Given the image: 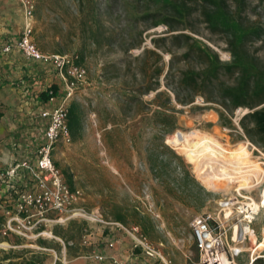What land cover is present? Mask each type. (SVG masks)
<instances>
[{
  "label": "rangeland",
  "instance_id": "374dc122",
  "mask_svg": "<svg viewBox=\"0 0 264 264\" xmlns=\"http://www.w3.org/2000/svg\"><path fill=\"white\" fill-rule=\"evenodd\" d=\"M33 1L34 39L40 50L76 56L87 73L85 83L67 102L69 107L72 103L78 106L80 128L75 137L72 135L71 144H59L53 154L70 187L82 190L81 206L106 218L116 206L124 210L138 208L141 216L128 226L145 225L148 239L154 245L163 244V252L173 262L174 255L184 257L187 251L188 264H196L199 249L194 239L187 244L189 248L178 240L183 232H191L185 222L187 209L175 210L174 203L195 206L203 199L205 206L196 211L198 215L213 211L221 198L239 194V184L223 181L218 188L209 189L197 176L194 161L183 154L181 134L199 131L200 137L212 136L228 150L244 145L247 156L264 167V151L240 129L239 122L247 110L237 109L229 116L230 125L220 121L216 112L220 106L207 104L201 96L184 104L189 100L181 94L182 77L200 62L189 55L192 48L208 46L222 61L231 60L226 34L213 32L206 20L214 7L205 0ZM223 1L226 10L244 25L264 29V0ZM248 48L264 59L261 42L249 40ZM56 85L61 101L66 95L65 86L59 78ZM237 160L229 155L227 164L233 167ZM155 163L164 178L163 190L157 189L159 183L150 177ZM241 196L244 204L252 199L260 202L264 198V179L255 188L242 190ZM4 201L2 194L0 229ZM252 229L257 239H249L243 246L247 252L239 259L241 264L255 247L259 248L256 253H264L263 210L255 216ZM43 230L52 233L39 238L49 249L42 250L38 239L0 235V252L23 248L47 251L46 264H67L90 253L94 235L103 233L98 225L79 219L48 224ZM53 230L71 239L67 260L66 244ZM174 233L179 235L175 241ZM16 243L23 245L14 246Z\"/></svg>",
  "mask_w": 264,
  "mask_h": 264
},
{
  "label": "built area",
  "instance_id": "2783aa9c",
  "mask_svg": "<svg viewBox=\"0 0 264 264\" xmlns=\"http://www.w3.org/2000/svg\"><path fill=\"white\" fill-rule=\"evenodd\" d=\"M23 9L25 26L20 37L3 47L10 53L17 49L36 62L50 66L65 86V97L61 101L52 96L47 103L54 105L41 112L45 122L44 140L34 150L32 160H16L8 167L0 168V186L5 189L4 222L0 229L2 237L12 235L26 239H39L48 234L44 227L52 223H63L79 219L94 223L109 236L106 248L112 250L116 244V235H125L131 242L134 252L153 261V264H173L162 249L155 246L142 229L128 226L104 217L101 213H89L81 206L84 194L81 189H72L64 174L55 164L53 154L59 144L72 143V134L68 123V100L75 95L80 85L85 83L86 70L77 62L76 56L44 53L34 39L33 0H19ZM243 196L223 197L216 202L213 211H206L194 217L191 222L192 238L199 249L196 264H241L247 250L243 247L250 239L243 224L248 222L252 229L255 219L249 221L247 209H242ZM152 207V205L149 203ZM254 216H256L254 214ZM252 231L256 234L255 230ZM87 239L84 243L87 244ZM41 249V248H40ZM47 250V249H42ZM103 262L107 255L93 252L86 257ZM264 253H253L243 264H252ZM57 259H59L57 257ZM56 264V262L54 263ZM111 264H128L111 257Z\"/></svg>",
  "mask_w": 264,
  "mask_h": 264
},
{
  "label": "trees",
  "instance_id": "16d2710c",
  "mask_svg": "<svg viewBox=\"0 0 264 264\" xmlns=\"http://www.w3.org/2000/svg\"><path fill=\"white\" fill-rule=\"evenodd\" d=\"M212 4L214 9L206 14V20L213 32H223L227 36L228 52L231 60L224 62L219 54L208 46H197L191 49L189 55L199 60V65L185 73L181 80V94H186L189 101L201 96L207 104H217L221 109L216 110L222 123L232 125L229 116L237 109L247 112L241 118L239 125L244 136L254 145L264 151V59L252 54L248 48V41L261 42L264 45V29L260 26L248 27L239 17L232 15L224 7L223 0H205ZM52 96L59 97V88L52 84L40 94V98L47 102ZM177 99L181 95L177 93ZM68 123L71 134L75 137L81 125L79 108L76 103L69 107ZM72 188V187H71ZM138 208L122 209L118 206L110 212L109 219L128 225L130 221L141 216ZM144 218V217H143ZM143 233L148 232L145 225L139 226ZM54 235L61 237L67 254L70 253L69 237H64L57 230ZM145 234V233H144ZM44 249H49L46 242L38 239ZM16 243L14 246H21ZM47 251H38L30 248L11 249L0 252V264H46ZM252 264H264V258H257Z\"/></svg>",
  "mask_w": 264,
  "mask_h": 264
},
{
  "label": "crops",
  "instance_id": "0c3cea01",
  "mask_svg": "<svg viewBox=\"0 0 264 264\" xmlns=\"http://www.w3.org/2000/svg\"><path fill=\"white\" fill-rule=\"evenodd\" d=\"M20 5L19 0H0V168L8 167L16 160L33 161L34 150L44 140L45 122L41 119V112L54 106L44 102L40 94L46 91L50 84L58 82V76L50 66L25 57L17 49L10 53L2 50L5 45L11 44L20 37L19 33L25 26L23 9ZM159 170V166L155 163L150 170V177L154 183H159V187H155L163 190L164 178ZM198 186L200 192H203L202 185L198 183ZM174 190L173 187L172 191ZM4 193L5 189L1 188L0 194L4 195ZM201 202L203 203L195 206L174 203L175 210L185 207L189 215L185 217V222L191 232H183L182 238L174 233V241L178 238L184 241L183 247L192 239L191 222L198 215L196 211L205 206L203 199ZM174 215L176 216L175 211ZM174 224L177 226V222ZM100 232L92 239L90 253L77 256L67 264H111V257L126 261L128 264H153V261L132 250L131 242L125 235H116L114 248L107 249L106 242L110 238L107 233ZM155 246L162 249L163 244ZM190 246L187 245V248ZM93 252L105 254L107 258L103 262L87 259L86 257ZM183 254L184 257L180 256V258L174 255L173 264H188L187 251ZM68 256L70 257V253L65 252L66 260Z\"/></svg>",
  "mask_w": 264,
  "mask_h": 264
},
{
  "label": "bare ground",
  "instance_id": "6f19581e",
  "mask_svg": "<svg viewBox=\"0 0 264 264\" xmlns=\"http://www.w3.org/2000/svg\"><path fill=\"white\" fill-rule=\"evenodd\" d=\"M199 134V131L181 134L180 146L183 154L194 161L197 176L209 189H216L221 182L228 181L230 184H239L237 191L242 195V190L255 188L263 182L264 167L247 156L246 146L240 145L228 150L216 138L206 134L200 137ZM229 155L238 159L233 167L227 164ZM242 209L243 211L247 209L245 214L249 221L255 219L254 214L257 216L262 210L264 212V198L260 202L252 199L251 202L244 204ZM243 226L245 232L250 235L251 242H254L257 234L250 230L248 222ZM258 249L253 248V253Z\"/></svg>",
  "mask_w": 264,
  "mask_h": 264
}]
</instances>
